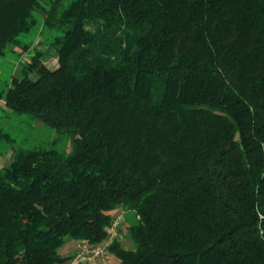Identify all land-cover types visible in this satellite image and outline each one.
Wrapping results in <instances>:
<instances>
[{"label": "trees", "instance_id": "obj_1", "mask_svg": "<svg viewBox=\"0 0 264 264\" xmlns=\"http://www.w3.org/2000/svg\"><path fill=\"white\" fill-rule=\"evenodd\" d=\"M22 43L0 91V264H64L117 209L120 264H264V0H0V56ZM16 116L68 149L17 148Z\"/></svg>", "mask_w": 264, "mask_h": 264}, {"label": "rangeland", "instance_id": "obj_2", "mask_svg": "<svg viewBox=\"0 0 264 264\" xmlns=\"http://www.w3.org/2000/svg\"><path fill=\"white\" fill-rule=\"evenodd\" d=\"M35 31L31 32L29 34V38L31 35L34 34ZM23 42L27 43L29 42V39H27V36H23L22 40ZM24 43L20 44L19 46H14V51H10L13 46L8 47L6 56H0V91L4 88L6 82H8L12 75L20 76L21 73H23L26 69L27 62L30 61V58L34 54L35 50L31 46V48L27 51H21L20 46H22ZM46 46H48L47 43H45ZM34 46V45H33ZM46 46L40 45L44 51H46ZM38 48V47H37ZM21 52V53H18ZM54 50L53 48H49L47 53H45V57L43 60H50V64H55L54 58ZM48 60V61H49ZM1 102L4 104V95L0 98ZM2 107L0 106V112ZM8 120H4L2 129L3 131H10L12 132V135L16 137V141L14 145L17 148L26 149L28 147L33 146H48V147H55L59 151H66L68 149V138L64 134L57 133L52 128L43 125L38 120H32L28 118L27 116L21 117L16 116L14 121H12V124H9ZM8 146L7 143L4 141L0 142V167L8 165L10 163V160L12 158L13 152L11 147ZM120 210L117 209L115 211L114 215L120 214ZM127 216V217H126ZM125 216L124 213H122V217L127 218V222L124 223L121 230V237L120 240L122 241V245L126 249H134L135 243L131 239L129 233H128V226L132 223V215L130 213H127ZM121 224H119L120 226ZM109 235V234H108ZM116 236L107 237L101 245H109L112 239H114ZM73 243V242H72ZM71 245V243H69ZM73 246V245H72ZM76 252V249H75ZM110 264H120L119 261L114 257L110 256Z\"/></svg>", "mask_w": 264, "mask_h": 264}, {"label": "built area", "instance_id": "obj_3", "mask_svg": "<svg viewBox=\"0 0 264 264\" xmlns=\"http://www.w3.org/2000/svg\"><path fill=\"white\" fill-rule=\"evenodd\" d=\"M123 220L122 213L113 217L110 224L105 228L109 233V237H121L119 233V224ZM109 251L108 245L95 244L88 242L76 241V252L73 254L70 264H93L99 259L108 261Z\"/></svg>", "mask_w": 264, "mask_h": 264}, {"label": "crops", "instance_id": "obj_4", "mask_svg": "<svg viewBox=\"0 0 264 264\" xmlns=\"http://www.w3.org/2000/svg\"><path fill=\"white\" fill-rule=\"evenodd\" d=\"M2 105H3V103L1 102V99H0V106L2 107ZM120 212L123 213L121 210H120ZM124 214L126 216L127 213H124ZM126 217H124L123 220L120 222V224H121L119 226V232L120 233H121V230H122V226L124 225L125 222H127V218ZM69 243H71V245ZM75 249H76V241L75 240H68L59 248V252L63 256H70V259L68 261H66L64 264H70V260H71V258L73 256V254L75 253ZM110 256L111 255L109 254V257ZM109 257H108V261L107 262L105 260H103V259H99L93 264H110L111 261H110Z\"/></svg>", "mask_w": 264, "mask_h": 264}]
</instances>
